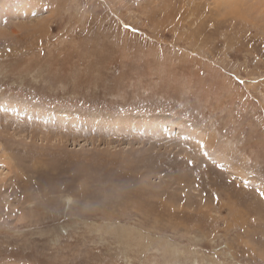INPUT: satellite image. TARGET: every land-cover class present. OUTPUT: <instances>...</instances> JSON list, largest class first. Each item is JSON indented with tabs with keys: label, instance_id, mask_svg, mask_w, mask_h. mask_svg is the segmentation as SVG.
I'll return each mask as SVG.
<instances>
[{
	"label": "rangeland",
	"instance_id": "374dc122",
	"mask_svg": "<svg viewBox=\"0 0 264 264\" xmlns=\"http://www.w3.org/2000/svg\"><path fill=\"white\" fill-rule=\"evenodd\" d=\"M263 2L0 0V264H264Z\"/></svg>",
	"mask_w": 264,
	"mask_h": 264
},
{
	"label": "snow or ice",
	"instance_id": "6c2138e0",
	"mask_svg": "<svg viewBox=\"0 0 264 264\" xmlns=\"http://www.w3.org/2000/svg\"><path fill=\"white\" fill-rule=\"evenodd\" d=\"M262 196H264V193H261Z\"/></svg>",
	"mask_w": 264,
	"mask_h": 264
},
{
	"label": "bare ground",
	"instance_id": "6f19581e",
	"mask_svg": "<svg viewBox=\"0 0 264 264\" xmlns=\"http://www.w3.org/2000/svg\"><path fill=\"white\" fill-rule=\"evenodd\" d=\"M263 3H264V2H263ZM67 201H69V199H68Z\"/></svg>",
	"mask_w": 264,
	"mask_h": 264
}]
</instances>
